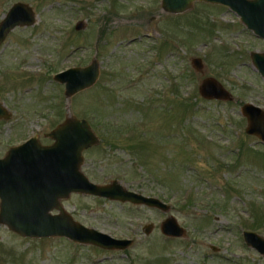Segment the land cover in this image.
Wrapping results in <instances>:
<instances>
[{
	"label": "rangeland",
	"instance_id": "rangeland-1",
	"mask_svg": "<svg viewBox=\"0 0 264 264\" xmlns=\"http://www.w3.org/2000/svg\"><path fill=\"white\" fill-rule=\"evenodd\" d=\"M17 2L37 19L0 45V103L13 113L0 119V158L34 135L52 144L45 134L85 118L101 139L83 153L89 179L118 180L171 210L73 193L63 205L76 220L133 245L28 238L0 223V264H264L243 236H264V147L247 137L241 115L245 103L264 106V77L250 56L264 52L261 37L229 7L206 2L170 14L162 0H0V23ZM94 59L97 82L67 97L55 75ZM207 77L234 100L203 98ZM169 215L186 237L162 233Z\"/></svg>",
	"mask_w": 264,
	"mask_h": 264
},
{
	"label": "water",
	"instance_id": "water-1",
	"mask_svg": "<svg viewBox=\"0 0 264 264\" xmlns=\"http://www.w3.org/2000/svg\"><path fill=\"white\" fill-rule=\"evenodd\" d=\"M195 2L229 7L247 28L264 39V0H162V8L170 14H182ZM36 19L37 15L28 3H14L0 23V45L16 27L32 26ZM83 28L85 22L79 21L76 29ZM252 58L264 77V53L254 51ZM192 62L197 70L204 68L202 58L195 57ZM99 77L97 59L87 66L71 67L55 75L58 82L65 84L67 97L92 87ZM199 92L208 100H234L233 94L214 77L202 80ZM241 112L249 119L247 133L264 142V110L253 103H245ZM9 118L6 108L0 103V119ZM46 135L53 139L52 144L44 145L38 136H34L11 147L0 158V223L12 231L28 238L66 237L76 243L92 244L107 250H125L133 245V239L116 238L84 225L66 210L63 200L73 193H80L163 212L171 210V205L162 199L128 189L118 180L99 184L89 179L82 170L83 153L98 145L101 139L87 119L67 117ZM153 228L150 223L144 227V232L148 235ZM161 231L172 238L187 236V229L174 215L162 221ZM243 236L249 247L264 256V236L250 230H245ZM213 248L217 250L216 246Z\"/></svg>",
	"mask_w": 264,
	"mask_h": 264
},
{
	"label": "flooded vegetation",
	"instance_id": "flooded-vegetation-1",
	"mask_svg": "<svg viewBox=\"0 0 264 264\" xmlns=\"http://www.w3.org/2000/svg\"><path fill=\"white\" fill-rule=\"evenodd\" d=\"M262 39V38H261ZM263 41H264V39H262ZM252 52H254V51H251V53H250V56H251V58H252ZM256 52V51H255ZM258 52H260V53H264V52H261V51H258ZM252 63H253V66L255 67V68H257V66H256V64H254V62H253V58H252ZM257 70H258V68H257ZM259 71V70H258ZM262 75V74H261ZM248 103H253V104H255V105H257V106H259V107H261L263 110H264V106L263 105H259V104H256V103H254V102H248ZM4 106V105H3ZM5 108H6V110H7V114L8 115H10V118L9 119H11L12 117H13V113H12V111H11V109L10 108H8V107H6V106H4ZM241 115L243 116V118H244V121H245V124H246V128H245V132H246V134H247V137H253V138H255L256 140V142H259V144H261V145H263V147H264V142L260 139V138H258L257 136H255V135H251V134H248L247 133V131H246V129H247V126H248V123H249V119H248V117L247 116H245L244 114H242V112H241ZM45 136H46V134H45ZM47 138H50V137H47ZM51 140H52V138H50ZM53 141V140H52ZM10 150V149H9ZM8 153V152H7ZM6 153V154H7ZM217 250H218V248H217ZM216 250V251H217Z\"/></svg>",
	"mask_w": 264,
	"mask_h": 264
}]
</instances>
